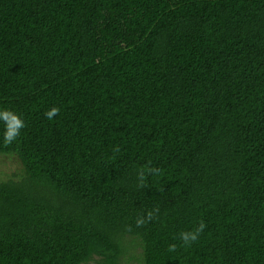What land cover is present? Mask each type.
<instances>
[{
    "label": "trees",
    "instance_id": "trees-1",
    "mask_svg": "<svg viewBox=\"0 0 264 264\" xmlns=\"http://www.w3.org/2000/svg\"><path fill=\"white\" fill-rule=\"evenodd\" d=\"M0 108V264H264V0H0Z\"/></svg>",
    "mask_w": 264,
    "mask_h": 264
},
{
    "label": "clouds",
    "instance_id": "clouds-1",
    "mask_svg": "<svg viewBox=\"0 0 264 264\" xmlns=\"http://www.w3.org/2000/svg\"><path fill=\"white\" fill-rule=\"evenodd\" d=\"M59 113L58 107H52L45 112V116L48 120H52ZM26 127L25 120L15 111L7 108H0V139L4 145H11L18 140L22 134V130ZM155 212L158 210L150 211L144 217H139L136 220L137 227L142 226L147 221H151L155 218ZM206 225L200 223L195 231H184L179 234V239L187 246L196 242L199 239L200 234L204 231ZM172 250H175V245L172 246Z\"/></svg>",
    "mask_w": 264,
    "mask_h": 264
},
{
    "label": "rangeland",
    "instance_id": "rangeland-1",
    "mask_svg": "<svg viewBox=\"0 0 264 264\" xmlns=\"http://www.w3.org/2000/svg\"><path fill=\"white\" fill-rule=\"evenodd\" d=\"M22 173V165L15 155L0 154V181L17 179ZM129 264H136V262L131 261Z\"/></svg>",
    "mask_w": 264,
    "mask_h": 264
}]
</instances>
